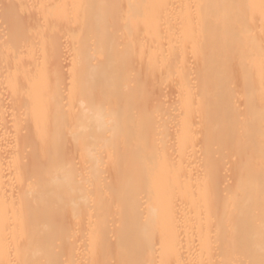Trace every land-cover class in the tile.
Returning a JSON list of instances; mask_svg holds the SVG:
<instances>
[{
	"label": "bare ground",
	"instance_id": "1",
	"mask_svg": "<svg viewBox=\"0 0 264 264\" xmlns=\"http://www.w3.org/2000/svg\"><path fill=\"white\" fill-rule=\"evenodd\" d=\"M9 1L0 264H264V0Z\"/></svg>",
	"mask_w": 264,
	"mask_h": 264
},
{
	"label": "rangeland",
	"instance_id": "2",
	"mask_svg": "<svg viewBox=\"0 0 264 264\" xmlns=\"http://www.w3.org/2000/svg\"><path fill=\"white\" fill-rule=\"evenodd\" d=\"M8 1L9 0H0V2L2 3V4L0 3V7H1L0 8V12H1V14H0V58H2V54L5 53L4 50H6V52L10 51V49H9L10 48V43H9L10 40L8 39V34L10 33V28H9V25L10 24L9 25L7 24V23H10V22H7L6 21V20H9V18H10V17H8L10 15H8V13L6 14L7 8H8V3H7ZM9 2L11 3L12 1H9ZM14 2H16V5L20 6L18 4L17 0L14 1ZM5 5H7V6H5ZM17 7H16V10L19 11V8H20L21 9L20 11L23 12L22 13V16L25 15L26 11H24V9H22L21 7H18V8ZM3 13H4V15H3ZM26 24H28V22ZM28 26H29V24H28ZM29 28H30V33H31V27H29ZM7 29H8V31H7ZM29 41H30V38H29ZM5 43L7 44V46H6ZM66 49L64 48L62 50H66ZM1 51H3V53ZM68 51H69V48H68ZM68 51L67 50H66V52L63 51V53H65V57H64V54H63V56H62L63 61L61 59V63L63 62V66H62L63 68L62 69H63L64 74L66 75L65 76L66 78H68V76H69V73L68 72H70V66H71V60H70L71 59L70 58L71 56L69 55L70 53ZM67 53H69V54H67ZM1 60H4V57ZM2 62L0 61V64ZM4 65H6V64L3 63V67H2V65H0V68H3V69H0V103L2 104V105L0 104V107H1L0 108V114H1L0 115L1 116L0 117V129H2V131H4V133H2V135L4 134L3 135L4 136L3 137V141H4V146H5V152H4L5 153V156H4L5 157V163H6V166H9V165L12 164L13 161L15 162V160H17V158L18 159L21 158L22 159L21 160V165L23 167H25L26 172H29L30 169L32 168L31 166H33V164L35 163V161L37 159V157L33 154V152L35 153V151L29 149L26 153H24V154L22 153L21 156H17V154H16V148L19 150L17 144L21 140H22L21 143L24 146H29L30 145L32 147V146H34V143H35L33 141V139H32L33 136L31 135L32 134L31 133L32 132V126H31L32 122H30L28 120L29 116H28V118H27V116H25V117H23L25 120L24 119L21 120V125H20V129L19 130H20L22 139L21 140H18V142H17V138L19 137V136H17V131L18 130H17V126H16L17 121H18V117H17V115H18L17 112L18 111L17 110L20 108L19 106H21V104H22L21 102L23 101V103H24V101H25V98H22V97H26L27 95L25 93H24L25 95L24 94L23 95H20V94L14 95V94H11L10 92H8V90H7L8 88H6V86H5L6 84H5V77H4L5 73L7 72V69H5L7 67V65H6V67ZM158 90H159V88H156L155 89V91L158 93L156 95V97H158V99H160V98L163 99L162 101H163L164 105L169 106L170 104H172L174 102L175 93H174V90L171 87L170 88H165L162 93L160 91H158ZM159 92H160V94H159ZM65 93H67V92H65ZM164 96H166V97H164ZM27 97H26V99H27ZM26 108H27V110H29L28 105H27ZM2 113L5 114V115H3ZM2 119H4V120L2 121ZM6 124H8L7 125L8 127L6 126ZM4 126H5V128H4ZM2 131L0 130V132H2ZM6 131L9 132V133H7ZM19 138H21V137H19ZM29 151H31L30 154H29ZM41 162H44V160H42ZM8 171H9L8 172L9 178H11V179H9V182L11 181L10 182L11 184L9 186L11 187V189H13L15 191L14 192V195L15 196L14 195L13 196L15 197L16 201L19 202V199H21V193H22V191L20 190L21 189V186H18V183H17V181H18L17 172L15 173V171L13 169L12 170L11 169H8ZM12 181H14V182H12ZM229 183L231 184L232 181H229ZM15 188H16V190H15ZM17 192H18V194H17Z\"/></svg>",
	"mask_w": 264,
	"mask_h": 264
}]
</instances>
